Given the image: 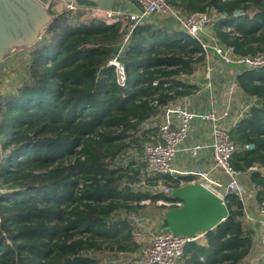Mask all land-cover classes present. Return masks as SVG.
<instances>
[{
	"label": "trees",
	"instance_id": "obj_1",
	"mask_svg": "<svg viewBox=\"0 0 264 264\" xmlns=\"http://www.w3.org/2000/svg\"><path fill=\"white\" fill-rule=\"evenodd\" d=\"M168 4L185 16L214 14L211 32L235 56L264 50V0ZM81 15H55L30 51L25 80L0 97V190L6 191L0 195V264H98L90 252L133 253L139 249L134 228L121 214L137 213L145 200L179 201L134 190L142 168L119 161L129 149L159 143V127L147 129L148 122L196 92L184 78L204 61L200 43L156 19L145 21L119 56L126 80L120 87L107 63L129 24L81 22ZM236 83L258 100L229 132L239 148L231 166L245 172L264 167V68L244 70ZM158 179L169 189L190 182ZM251 180L260 203L264 176L253 172ZM226 199V220L202 242L185 245L182 264H240L248 256L252 238L241 222L242 203L234 194Z\"/></svg>",
	"mask_w": 264,
	"mask_h": 264
},
{
	"label": "built area",
	"instance_id": "obj_2",
	"mask_svg": "<svg viewBox=\"0 0 264 264\" xmlns=\"http://www.w3.org/2000/svg\"><path fill=\"white\" fill-rule=\"evenodd\" d=\"M142 6L143 11L134 10L132 12L114 13L111 11L100 10L98 8L86 9L90 18L104 19L107 24L117 22L127 23V33L122 36V41L118 45L117 54L108 61L107 66L113 67L116 82L120 87L125 85V71L123 64L119 61V56L126 48L132 30L150 19L172 18L175 20L180 30L185 32L189 37L198 41L204 54V60L209 59L210 54L216 56L223 64H234L245 70H259L264 68V50L253 56L238 57L231 53L230 50L220 45L215 35L211 32V25L214 21L213 14L210 12L196 13L190 16L182 15L178 10L169 6L168 0H137ZM51 3L43 4L46 10L51 9ZM67 11H75L77 8L73 5H66ZM209 30V31H208ZM212 68L206 63L205 78L210 79ZM163 124L160 126V142L157 144L149 143L143 147L142 161L146 164L151 177L168 176L173 177L177 173L174 169V157L178 145L185 139L189 131V123L193 119H199L211 122L212 124V143L210 145L212 158L215 166L223 172L229 179L228 190H221L220 184L213 179L209 173L193 172L187 175L193 176V181L189 184H200L207 191L217 196L226 205L228 193L234 194L241 202L243 191L237 185L235 176L238 174L232 166L231 160L237 153V146L231 141L229 131L219 125V120L214 113L199 114L188 111L184 107H164ZM227 114L224 115V117ZM200 149L199 146L188 149L192 154ZM144 184V183H143ZM153 194L162 193L171 196L167 185L158 183L152 186ZM149 200L140 202L141 206L150 205ZM155 206L167 209L179 208L182 202H166L157 200ZM257 209L261 215V226L264 230V200L257 204ZM129 213L127 216L134 226L139 225L141 218ZM135 235V234H134ZM204 233L198 234L194 238L177 236L171 232L159 233L153 236L150 244L141 249L133 260V264H177L181 259L185 245L190 242L198 241L203 238ZM135 239V236H134Z\"/></svg>",
	"mask_w": 264,
	"mask_h": 264
},
{
	"label": "crops",
	"instance_id": "obj_3",
	"mask_svg": "<svg viewBox=\"0 0 264 264\" xmlns=\"http://www.w3.org/2000/svg\"><path fill=\"white\" fill-rule=\"evenodd\" d=\"M51 4L50 10L42 12L46 16V23L37 31L31 45L13 46L10 49H13L12 52L3 61L2 72L5 70V72H7V70H9L8 68L13 67L15 65L14 63L26 52H29L30 54V51L34 49V47L37 46L44 37L45 31L51 25L56 14L69 12L66 10V5L58 1H53ZM75 11L82 14L79 19L81 22H85L88 18H90L86 9L77 8ZM75 11L71 12L74 13ZM71 16V22L75 23L76 14H71ZM156 20L160 21L161 26L164 25L173 29H179L175 20L172 18H158ZM206 63H209L212 68L209 80L205 78ZM244 70L245 69L238 65L223 64L216 56L210 54L207 61L204 60L202 63L196 65L193 73L184 78L185 82L197 88L196 92L191 96L180 98L174 103L169 104L167 107H184L188 111L199 114L212 112L218 118H221L219 120V125L230 132L244 118L247 117L251 108L258 105V100L256 98L244 95L237 86L236 77ZM3 90L4 89L0 86V97L10 93L9 91L2 93ZM225 114L227 115L224 117ZM162 124L163 110L158 116L148 122L146 128H160ZM211 131V122L193 119L189 123L187 136L178 145L177 152L174 157V169L177 174L173 176V178H189L190 182H192L194 177L187 174L202 171L209 173V175L220 184L221 190H228L226 187L229 185L230 179L215 166L212 158V151L210 148L212 143ZM196 146H199L200 149H197L194 154L188 151V149ZM143 147L144 145L141 146V151L137 149L127 150L121 155L119 163L121 166H140L142 168L141 179L138 183L132 185V187L136 191L153 194L151 187L161 183V181L159 179L157 181L159 176L151 177L146 164L142 161ZM142 165H144V167ZM253 172H259L262 176H264V167L256 165L245 172H238L235 176L237 185L243 191V199L241 201L243 206V216L241 222L245 230L252 238L251 251L240 264H264V230L261 226V215L257 209L258 203L256 198L258 188L251 180ZM150 180H155L154 185L149 182ZM166 210L168 209L164 207H152L148 205L144 206V208L141 209V212L145 221L148 218V215L157 216L161 218L160 220H162L167 213ZM197 242H202V239ZM177 264H179V261ZM180 264H182V261Z\"/></svg>",
	"mask_w": 264,
	"mask_h": 264
},
{
	"label": "water",
	"instance_id": "obj_4",
	"mask_svg": "<svg viewBox=\"0 0 264 264\" xmlns=\"http://www.w3.org/2000/svg\"><path fill=\"white\" fill-rule=\"evenodd\" d=\"M53 1L78 9L98 8L114 13L143 11L137 0H0V71L13 46L31 45L46 23L42 12L47 10L42 5ZM5 192L0 190V195ZM170 194L182 202L181 207L169 209L162 219V227L174 235L194 238L211 231L228 217L221 199L200 184H187L172 189Z\"/></svg>",
	"mask_w": 264,
	"mask_h": 264
},
{
	"label": "rangeland",
	"instance_id": "obj_5",
	"mask_svg": "<svg viewBox=\"0 0 264 264\" xmlns=\"http://www.w3.org/2000/svg\"><path fill=\"white\" fill-rule=\"evenodd\" d=\"M212 16L213 18L215 17L214 14ZM29 60L30 54L29 52H26L24 55L21 56L19 60L14 63L15 65L13 67L8 68L9 70H7V72H5L6 70L4 72H2V70L0 71V86L4 89L2 93H5V91H9L10 93L14 92L15 89L22 84V82L26 78V67ZM149 206L156 207L153 204ZM168 210H166V212ZM128 214L129 213L124 215L121 214L120 217H124L127 219ZM134 215L141 218V222L139 223V225L134 226L129 221L134 228L135 241L139 245V249L137 251L130 254H109L90 252L88 256L90 258L95 259L98 264H133L134 258H136L141 249L150 244L153 236L159 233L169 232L168 229H164L162 227V220H160L161 218L157 216L148 215V218L145 221L142 216L141 210ZM180 263L181 259L179 260V264Z\"/></svg>",
	"mask_w": 264,
	"mask_h": 264
}]
</instances>
